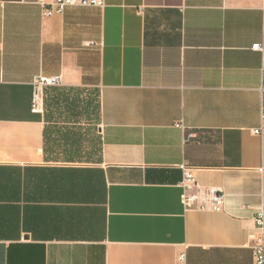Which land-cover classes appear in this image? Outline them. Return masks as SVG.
<instances>
[{"label":"crops","instance_id":"0c3cea01","mask_svg":"<svg viewBox=\"0 0 264 264\" xmlns=\"http://www.w3.org/2000/svg\"><path fill=\"white\" fill-rule=\"evenodd\" d=\"M103 1L0 0V264H253L264 0ZM54 77L97 89L94 159L32 110ZM181 165L222 211H184Z\"/></svg>","mask_w":264,"mask_h":264},{"label":"built area","instance_id":"2783aa9c","mask_svg":"<svg viewBox=\"0 0 264 264\" xmlns=\"http://www.w3.org/2000/svg\"><path fill=\"white\" fill-rule=\"evenodd\" d=\"M35 3L40 7L41 13L44 17H50L54 14L62 13L67 7H99L104 6L103 0H35ZM252 49L262 54L261 76L262 84L261 91H264V56L263 47L261 45H254ZM60 86V78H40L34 84L32 110L34 112L42 111L43 89L45 87ZM261 121L264 122V109L261 112ZM263 139V127L254 129L252 131ZM182 179L180 187L182 189L181 201L183 209L187 211H210L220 212L223 209L225 195L218 189L209 188L202 189L198 186L195 180L194 169L181 165ZM253 222L256 233L251 236L250 249L252 253L253 264H264V203H262L255 211ZM184 258L183 255L179 257L180 260Z\"/></svg>","mask_w":264,"mask_h":264},{"label":"rangeland","instance_id":"374dc122","mask_svg":"<svg viewBox=\"0 0 264 264\" xmlns=\"http://www.w3.org/2000/svg\"><path fill=\"white\" fill-rule=\"evenodd\" d=\"M70 97L76 100V104L79 107L74 111L65 112L61 117L54 115L50 120L49 126L52 133H55L54 135H58L57 130L61 125L70 128L73 132L80 135L83 142V156L86 157V159H81V161L88 160L87 154L94 159V155L100 148L99 120L96 109L98 103L97 89H75L70 92Z\"/></svg>","mask_w":264,"mask_h":264},{"label":"trees","instance_id":"16d2710c","mask_svg":"<svg viewBox=\"0 0 264 264\" xmlns=\"http://www.w3.org/2000/svg\"><path fill=\"white\" fill-rule=\"evenodd\" d=\"M73 89H69L71 92ZM65 89L59 88H45L44 89V98H43V107L48 112L46 118L51 115V109L58 111L59 108L64 107L68 110L74 111L76 107V100L70 97V92H66ZM97 109L99 108L96 107ZM50 114V115H49ZM47 132H44V137L47 135ZM68 134V132L66 133Z\"/></svg>","mask_w":264,"mask_h":264}]
</instances>
